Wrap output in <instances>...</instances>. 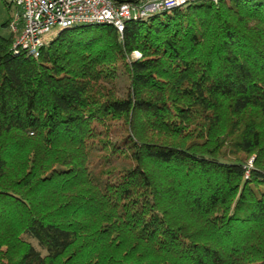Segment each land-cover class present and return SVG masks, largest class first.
<instances>
[{"label":"trees","instance_id":"1","mask_svg":"<svg viewBox=\"0 0 264 264\" xmlns=\"http://www.w3.org/2000/svg\"><path fill=\"white\" fill-rule=\"evenodd\" d=\"M0 264H264V0L0 35Z\"/></svg>","mask_w":264,"mask_h":264},{"label":"built area","instance_id":"2","mask_svg":"<svg viewBox=\"0 0 264 264\" xmlns=\"http://www.w3.org/2000/svg\"><path fill=\"white\" fill-rule=\"evenodd\" d=\"M196 0H6L14 8L9 29L17 51L38 57L53 30L77 24H110L123 32L131 21L183 9ZM217 1V0H215ZM140 56L139 52L134 53Z\"/></svg>","mask_w":264,"mask_h":264},{"label":"rangeland","instance_id":"3","mask_svg":"<svg viewBox=\"0 0 264 264\" xmlns=\"http://www.w3.org/2000/svg\"><path fill=\"white\" fill-rule=\"evenodd\" d=\"M197 2H201L202 0H196ZM14 12V8L9 6L6 0H0V35L8 36L11 31L9 27H5L4 23L10 18H12V13ZM59 30L55 29L49 36H55Z\"/></svg>","mask_w":264,"mask_h":264},{"label":"water","instance_id":"4","mask_svg":"<svg viewBox=\"0 0 264 264\" xmlns=\"http://www.w3.org/2000/svg\"><path fill=\"white\" fill-rule=\"evenodd\" d=\"M128 1H132V0H128Z\"/></svg>","mask_w":264,"mask_h":264}]
</instances>
